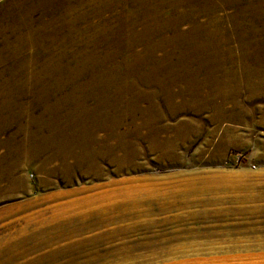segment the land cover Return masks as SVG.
I'll list each match as a JSON object with an SVG mask.
<instances>
[{
  "label": "rangeland",
  "instance_id": "rangeland-1",
  "mask_svg": "<svg viewBox=\"0 0 264 264\" xmlns=\"http://www.w3.org/2000/svg\"><path fill=\"white\" fill-rule=\"evenodd\" d=\"M163 1L0 0V264H264L262 84L200 112L138 82L223 54L264 80V0Z\"/></svg>",
  "mask_w": 264,
  "mask_h": 264
},
{
  "label": "crops",
  "instance_id": "crops-1",
  "mask_svg": "<svg viewBox=\"0 0 264 264\" xmlns=\"http://www.w3.org/2000/svg\"><path fill=\"white\" fill-rule=\"evenodd\" d=\"M235 25L231 24L229 27L223 25V29L227 32L225 35L233 38L234 28H236ZM209 58L211 59V57L208 56L201 59L202 61H207L209 64ZM224 59H226L225 63H227L225 66L221 67L154 68L149 74H147L146 71H144L145 73L139 71L140 73L138 75L140 78L138 82L139 84L148 86L155 93H163L167 90L164 93L167 95L164 99L169 102L173 99H178L180 101V103H168L166 105L168 107L182 106L198 109L200 112H203L202 109L207 108H216L217 110L223 108H238L242 106L241 103L243 99L250 100L252 96L251 92L258 84H262L264 89V80L260 78L257 79V77L263 74H258V71L254 68H252V70L248 67H232L234 60L228 58L227 54H223L220 58V60ZM63 95L64 99L59 100L58 107H62V103L65 105L68 103L73 104L67 101L76 102L75 93L72 92V89L68 90L66 88ZM127 95L130 94L126 93V96ZM126 96L122 95L120 101H123ZM112 97V93H102L99 101L106 105H110V103L113 102L107 100L112 99ZM126 100L129 102L127 97ZM3 105H5V103ZM126 106H129V103L126 104ZM62 108L65 113V118H76L77 111L74 110L73 107H68L69 111L64 109V107ZM79 112L80 111H78V115L80 118ZM58 113H60V110Z\"/></svg>",
  "mask_w": 264,
  "mask_h": 264
},
{
  "label": "bare ground",
  "instance_id": "bare-ground-1",
  "mask_svg": "<svg viewBox=\"0 0 264 264\" xmlns=\"http://www.w3.org/2000/svg\"><path fill=\"white\" fill-rule=\"evenodd\" d=\"M185 1H187V0H171V5L174 7V6H182L183 5V2H185ZM162 5L165 3L163 0H162ZM188 2H190V4L191 5H197V1H196V3L195 2H193V1H191V0H189ZM91 4V3H90ZM151 17V16H150ZM163 27L165 26L164 24L162 25ZM178 34H180V33H177L175 36H173L172 37V39H169V42H170V45H175V40H177V41H179V40H181V36L180 35H178ZM34 42V41H33ZM56 66V65H55ZM54 67V66H53ZM134 108V107H133ZM152 111V110H151ZM135 114V113H134ZM154 115H148L147 117H146V120H145V122H147V123H150V122H152V121H154L155 119H154V117H153ZM142 124V123H141ZM157 128V127H156ZM135 132V134H140V129H137L136 131H134ZM126 140V139H125ZM28 143V139L26 138L24 141H23V143L22 144H20L19 143V146L18 147H16L15 148V150H18V149H20L21 151H22V157L20 158V159H18L17 160V162H16V164L18 163V165L19 164H21V163H19V161H23V158H26L27 156H29V154H31L30 153V150H32L33 151V153H35L36 151H35V149L34 148H32V147H30V148H27L28 146H27V144H26V142ZM177 142V141H176ZM121 145V144H120ZM160 145V144H159ZM168 147H170V145H169V143H168ZM83 148H85V145H82V156L80 157V162H87V163H91L92 162V160L96 157V153H92V152H90V151H86V150H83ZM120 149H121V147H120ZM132 153V152H131ZM132 156V155H131ZM30 158V157H29ZM92 164V163H91Z\"/></svg>",
  "mask_w": 264,
  "mask_h": 264
}]
</instances>
